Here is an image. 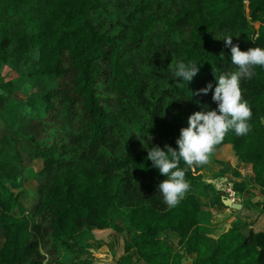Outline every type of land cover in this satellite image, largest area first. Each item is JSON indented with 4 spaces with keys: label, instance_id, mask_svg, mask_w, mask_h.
Segmentation results:
<instances>
[{
    "label": "trees",
    "instance_id": "16d2710c",
    "mask_svg": "<svg viewBox=\"0 0 264 264\" xmlns=\"http://www.w3.org/2000/svg\"><path fill=\"white\" fill-rule=\"evenodd\" d=\"M229 36L243 51L264 48V0H0V59L32 53L28 76L55 82L36 106L10 101V81L0 83V264H92L94 232L112 226L130 235L115 264H180L185 255L190 264H264V230L247 241L239 222L216 238L199 227L200 196L221 204L202 179L206 164L180 161L190 189L169 207L159 190L167 177L147 155L178 150L188 117L217 108L216 77L237 70ZM180 61L197 63L191 81L174 76ZM253 72L240 81L250 131H229L216 150L229 144L264 194V67ZM249 185L232 181L234 191Z\"/></svg>",
    "mask_w": 264,
    "mask_h": 264
},
{
    "label": "rangeland",
    "instance_id": "374dc122",
    "mask_svg": "<svg viewBox=\"0 0 264 264\" xmlns=\"http://www.w3.org/2000/svg\"><path fill=\"white\" fill-rule=\"evenodd\" d=\"M248 13V9L246 8ZM254 25H257L254 22ZM32 57V58H31ZM33 54H29L26 58L18 56H8L6 59H0V83H7L10 81V88L8 96L10 101L20 103L21 100L29 104L38 105V100L35 95L41 90L49 86H54L55 82L52 76H46L41 80L35 81L28 76V71L32 66ZM5 91V90H4ZM41 106V105H40ZM1 110L3 107L0 105ZM1 117L9 122L11 114L3 113ZM1 128V124H0ZM17 145L24 150L26 143L22 138L16 139ZM226 161L230 165V169L221 172L226 165L220 163ZM250 167L242 163L234 156V153L229 144H222V146L211 155L209 163L206 164L205 169L202 170L201 176L205 184L211 186L218 192L228 195L233 192L234 202L242 205L241 209L234 210L231 207L220 204L218 196L210 195L208 198L201 197L203 211L199 216V227L204 228L207 232L216 235L223 231L226 225H232V222H239L242 234L245 240L249 241V231L255 229H264V194L260 188L251 182ZM227 176V177H225ZM244 179L250 183L249 188L243 191H234L232 189V181ZM12 187L19 188L18 182H10ZM25 186L29 190V196L22 197V203L29 206L32 200L31 196L34 194L36 184L34 182H26ZM2 194L5 193L3 188H0ZM196 193L198 190H195ZM221 194V195H222ZM164 235L175 248H178L177 237L171 232L164 231ZM130 235L126 229L118 227H109L94 232L93 242L94 248L89 249L92 256V264H115L117 259L124 253V240ZM1 245V241H0ZM192 255H185L180 264H190Z\"/></svg>",
    "mask_w": 264,
    "mask_h": 264
},
{
    "label": "clouds",
    "instance_id": "9594fccd",
    "mask_svg": "<svg viewBox=\"0 0 264 264\" xmlns=\"http://www.w3.org/2000/svg\"><path fill=\"white\" fill-rule=\"evenodd\" d=\"M225 43L231 48V62L237 70L216 77L212 100L217 108H205L188 117V126L181 128L176 141L178 150L165 145L166 151L159 146L148 151V159L167 177L160 182L159 190L169 207H175L190 189L186 179L187 169L179 167L181 160L189 167L205 165L229 131H234L236 135H246L250 131L248 121L252 110L243 96L240 81L251 78L255 67H264V48L257 46L243 51L238 44H233L232 36L226 37ZM198 71L197 63L180 61L175 65L174 76L188 82ZM211 89L209 82L197 94L206 95Z\"/></svg>",
    "mask_w": 264,
    "mask_h": 264
},
{
    "label": "water",
    "instance_id": "95a60500",
    "mask_svg": "<svg viewBox=\"0 0 264 264\" xmlns=\"http://www.w3.org/2000/svg\"><path fill=\"white\" fill-rule=\"evenodd\" d=\"M221 204H223L224 206L231 207L234 210H239L242 207V205H240V203L234 202V200L229 195H225V194L221 195ZM228 227H229V225H226L224 230H227ZM252 231L253 230H250L249 234H248L249 235V241L251 240V237H252V233H253ZM207 235L210 237H214V238L217 237V235H214L211 233H208Z\"/></svg>",
    "mask_w": 264,
    "mask_h": 264
},
{
    "label": "built area",
    "instance_id": "2783aa9c",
    "mask_svg": "<svg viewBox=\"0 0 264 264\" xmlns=\"http://www.w3.org/2000/svg\"><path fill=\"white\" fill-rule=\"evenodd\" d=\"M232 187V186H231ZM228 195L233 199V192L228 193Z\"/></svg>",
    "mask_w": 264,
    "mask_h": 264
},
{
    "label": "crops",
    "instance_id": "0c3cea01",
    "mask_svg": "<svg viewBox=\"0 0 264 264\" xmlns=\"http://www.w3.org/2000/svg\"><path fill=\"white\" fill-rule=\"evenodd\" d=\"M225 177H227V176H225ZM232 185V184H231ZM264 200V199H263ZM258 230H264V229H253V231L252 232H254V231H258Z\"/></svg>",
    "mask_w": 264,
    "mask_h": 264
}]
</instances>
